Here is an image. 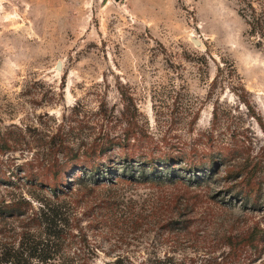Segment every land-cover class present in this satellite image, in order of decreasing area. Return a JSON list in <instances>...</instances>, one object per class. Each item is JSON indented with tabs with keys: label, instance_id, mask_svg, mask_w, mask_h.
<instances>
[{
	"label": "rangeland",
	"instance_id": "rangeland-1",
	"mask_svg": "<svg viewBox=\"0 0 264 264\" xmlns=\"http://www.w3.org/2000/svg\"><path fill=\"white\" fill-rule=\"evenodd\" d=\"M249 1L0 0V117L3 125L31 126L15 152V164L19 166L16 174L24 175L20 166L25 159L35 151H46L51 141L59 139L55 132L62 121L66 126L70 122L71 108L78 101L84 107L75 128L64 133L66 138L87 140L99 132L104 134L105 128L119 125L115 117L123 111L124 92L133 97L138 109L132 111L148 135L138 158L150 152L156 168L165 173L174 170L183 181L107 179L86 189V198L100 194L115 199L120 213L134 207L147 214L153 205L163 202L160 199L197 189L214 199L216 203L210 205L220 216L251 219L250 215L255 214L254 219L264 220L263 211H247L239 200L227 210L222 201L232 196L225 189L229 183L222 178V171L207 182L192 184L190 177L195 170L180 158L203 152L202 148L199 153L190 149L194 138L211 126L217 97L222 107H242L256 145L263 142L261 126L246 114L243 100L229 82L219 81L210 92L219 66L227 69L233 61L247 89L239 93L245 94L264 119V36L250 31L246 17L251 12ZM252 2L264 13V0ZM204 52L208 54L207 62ZM102 102L110 108L108 114L115 113L113 120H108L109 116L101 119ZM232 111L238 113L239 109ZM111 152L116 158L111 162L119 169L113 179L123 177L119 161L124 151L116 147ZM166 153L176 158L162 162L160 158ZM105 157L109 158L108 154ZM150 165L145 162L148 169ZM21 179V187L15 186V191L32 189L24 176ZM4 191L7 188L0 184V193ZM81 205L79 210L86 211L82 224L90 243L99 246L98 264H105L119 253L125 255L127 264H151L155 257L168 253L175 261L187 264L191 257L203 256L205 244L209 245L213 237L208 228L203 233L207 242L202 236L199 240L187 238L180 231H174L171 237L164 225L150 219L131 233L132 229L127 232L123 220L119 221L117 209L110 210L91 200ZM193 219L194 226L203 227ZM169 220L173 221L170 225H180ZM122 231L127 235H120Z\"/></svg>",
	"mask_w": 264,
	"mask_h": 264
},
{
	"label": "trees",
	"instance_id": "trees-1",
	"mask_svg": "<svg viewBox=\"0 0 264 264\" xmlns=\"http://www.w3.org/2000/svg\"><path fill=\"white\" fill-rule=\"evenodd\" d=\"M248 5L251 12H247L246 17L251 33L264 36V13L257 10L252 0ZM202 56L207 62V52L202 53ZM221 66L212 79L210 92H213L219 81L229 82L243 100L246 114L254 118L264 132L262 115L245 94L239 93L247 89L234 62H229L227 69ZM122 98L124 106L120 117H115V113L108 114L110 108L103 102L99 106L103 121L108 116V120L115 117V120L120 121L119 125L105 128L104 134L99 132L91 139L81 141L70 140L64 135L75 128L80 110L84 107L81 102H76L68 117L70 122H66V126L62 121L55 132L59 139L51 141L46 151H35L22 162L20 167L25 172L24 175L16 174L19 166H16L14 158L18 144L23 141L31 126H21L18 123L3 125L0 117V184L7 188V191L0 193V264H98L96 256L99 246L90 243L89 234L82 224L86 211L79 210L82 202L90 200L110 210L117 209L119 221L122 219L127 232L132 229L131 233L136 232L145 219H150L156 224L164 225L168 236L173 237L174 231H180L187 238L199 240L198 237L202 236L203 241L207 242L206 234L203 233L208 228V234L211 233L213 237L208 241L209 245L205 244L207 249L203 256L191 257L187 264H264L263 218L254 219L255 214L250 215L251 219L232 214L220 216L219 211L210 205L212 202L216 203L214 199L202 190L190 189L173 193L160 199L163 202L153 205L147 214L136 211L134 207L120 213L119 203L106 195L86 198V189H93L107 179L111 182L149 178L171 182L182 180L178 178L181 175H177L174 170L165 173L163 169L156 168L150 152L147 155L142 151L144 158H138L148 135L139 126L136 112L132 111L138 109L133 97L122 92ZM213 103L211 126L194 138L190 149L199 153L198 150L202 148L203 152L198 156L182 155L181 161L195 170L190 177L192 184L207 182L222 171V178L229 183V187L225 189L232 196V199L222 201L228 211L232 202L239 200L247 211H263L264 214V139L262 144L256 145L254 131L250 124L245 123L242 107H222L218 97ZM233 109H239V112L234 113ZM220 115H223V120H220ZM221 124L226 126L222 127ZM116 147L124 151V156L119 161L123 177L116 176L113 179V175L119 172L111 162L116 159L111 152ZM206 149L213 150L216 154ZM107 154L109 158L105 157ZM167 154L160 158L162 162L169 163L176 158L167 157ZM145 162L151 163L150 169L145 166ZM106 172L111 175H106ZM23 176L32 189L27 192L22 191L23 188L15 191L16 187H21ZM192 218L194 221L198 219L199 224L203 223V227L194 226ZM169 219L180 225H170L173 221ZM120 235L127 233L122 231ZM124 258L125 255L119 253L105 264H127ZM150 263L186 264L175 261L173 254L169 253L164 257H155Z\"/></svg>",
	"mask_w": 264,
	"mask_h": 264
},
{
	"label": "water",
	"instance_id": "water-1",
	"mask_svg": "<svg viewBox=\"0 0 264 264\" xmlns=\"http://www.w3.org/2000/svg\"><path fill=\"white\" fill-rule=\"evenodd\" d=\"M62 66V64H61V62L59 61V67H61Z\"/></svg>",
	"mask_w": 264,
	"mask_h": 264
}]
</instances>
